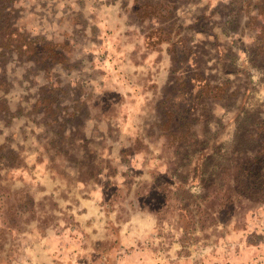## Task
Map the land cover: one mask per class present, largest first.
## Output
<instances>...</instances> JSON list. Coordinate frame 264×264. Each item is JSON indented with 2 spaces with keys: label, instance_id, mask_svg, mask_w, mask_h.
Wrapping results in <instances>:
<instances>
[{
  "label": "rangeland",
  "instance_id": "obj_1",
  "mask_svg": "<svg viewBox=\"0 0 264 264\" xmlns=\"http://www.w3.org/2000/svg\"><path fill=\"white\" fill-rule=\"evenodd\" d=\"M0 25V264H264V0H0Z\"/></svg>",
  "mask_w": 264,
  "mask_h": 264
},
{
  "label": "trees",
  "instance_id": "obj_2",
  "mask_svg": "<svg viewBox=\"0 0 264 264\" xmlns=\"http://www.w3.org/2000/svg\"><path fill=\"white\" fill-rule=\"evenodd\" d=\"M4 26V25H3ZM5 28L7 27H2V25H0V35L1 32H3V30H5ZM34 42H26L25 44L27 45L26 48H28V54L34 58L33 60H35V62H40L43 61L45 59H49L51 58L53 61L55 60L54 55H58L57 52H55L52 49V45H50L48 42H43V43H37V44H33ZM52 54V56L50 55ZM51 56V57H50ZM74 111V109H72ZM73 117V116H72Z\"/></svg>",
  "mask_w": 264,
  "mask_h": 264
}]
</instances>
